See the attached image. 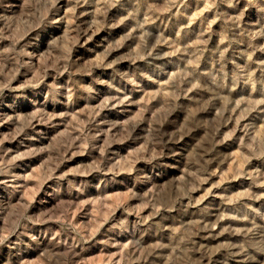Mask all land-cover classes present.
<instances>
[{
    "label": "rangeland",
    "instance_id": "374dc122",
    "mask_svg": "<svg viewBox=\"0 0 264 264\" xmlns=\"http://www.w3.org/2000/svg\"><path fill=\"white\" fill-rule=\"evenodd\" d=\"M0 264H264V0H0Z\"/></svg>",
    "mask_w": 264,
    "mask_h": 264
}]
</instances>
